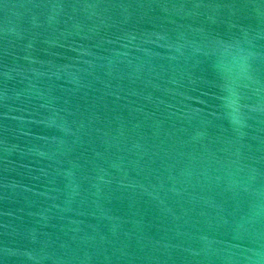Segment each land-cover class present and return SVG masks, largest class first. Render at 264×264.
I'll list each match as a JSON object with an SVG mask.
<instances>
[{
  "label": "water",
  "instance_id": "obj_1",
  "mask_svg": "<svg viewBox=\"0 0 264 264\" xmlns=\"http://www.w3.org/2000/svg\"><path fill=\"white\" fill-rule=\"evenodd\" d=\"M0 264H264V0H0Z\"/></svg>",
  "mask_w": 264,
  "mask_h": 264
}]
</instances>
